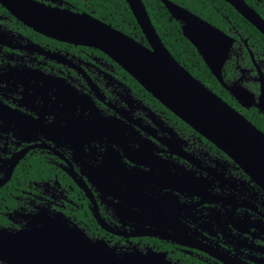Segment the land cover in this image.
Wrapping results in <instances>:
<instances>
[{
  "label": "flooded vegetation",
  "instance_id": "1",
  "mask_svg": "<svg viewBox=\"0 0 264 264\" xmlns=\"http://www.w3.org/2000/svg\"><path fill=\"white\" fill-rule=\"evenodd\" d=\"M217 28L231 39L223 84L193 47L233 105L208 88L264 117V34L254 26L262 37L250 44L235 25ZM49 222L157 264H264V190L239 164L106 53L0 3V235Z\"/></svg>",
  "mask_w": 264,
  "mask_h": 264
},
{
  "label": "water",
  "instance_id": "2",
  "mask_svg": "<svg viewBox=\"0 0 264 264\" xmlns=\"http://www.w3.org/2000/svg\"><path fill=\"white\" fill-rule=\"evenodd\" d=\"M161 1L223 84L220 72L231 39L190 10L170 0ZM225 1L264 34V20L244 0ZM0 3L38 32L106 53L166 108L227 153L264 190V133L175 60L142 0L126 3L149 47L87 13L50 8L35 0ZM235 96L243 105L253 101ZM50 223L42 230L1 231L0 259L7 264H157L158 257L152 254L117 255L102 240H91L77 226L55 228Z\"/></svg>",
  "mask_w": 264,
  "mask_h": 264
},
{
  "label": "trees",
  "instance_id": "3",
  "mask_svg": "<svg viewBox=\"0 0 264 264\" xmlns=\"http://www.w3.org/2000/svg\"><path fill=\"white\" fill-rule=\"evenodd\" d=\"M73 10L90 13L113 28L130 35L137 40H144V35L137 24L126 0H63ZM205 19L209 23L227 30L228 23L235 25L244 34L250 35L249 43L258 42V30L254 28L225 0H170ZM264 16V0H244ZM151 22L162 43L193 77L200 80L215 93L220 94L229 104L233 99L212 77L199 57L193 45L182 35L180 24L169 14L161 0H142ZM262 37V36H261ZM264 44V38L262 39ZM244 116L264 132V117L254 110H242Z\"/></svg>",
  "mask_w": 264,
  "mask_h": 264
}]
</instances>
